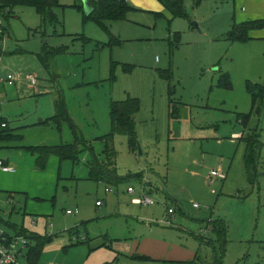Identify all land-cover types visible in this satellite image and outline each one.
Wrapping results in <instances>:
<instances>
[{
	"label": "rangeland",
	"instance_id": "obj_1",
	"mask_svg": "<svg viewBox=\"0 0 264 264\" xmlns=\"http://www.w3.org/2000/svg\"><path fill=\"white\" fill-rule=\"evenodd\" d=\"M182 4L181 15L129 10L123 20L104 21L108 32L72 5L54 8L55 19L26 6L0 18V32L2 26L7 32L1 38V80L8 73L17 78L14 83L35 75V86L56 92L96 155L104 147L96 138L110 131L109 103L139 100L136 148L123 135L112 139L123 179L114 185L57 181L54 216L42 232L56 235L36 264H182L200 247L190 234L214 238L208 225L214 219L228 225L223 264H264V107L254 112L262 142L254 184L245 177L243 142H230L244 128L238 113L249 112L246 82L264 81V41L227 37L241 12L232 0ZM44 45L46 65L36 54ZM57 48L64 51L54 53ZM226 75L230 88L220 85ZM7 103L0 97V109ZM88 158V151L79 155L77 170L87 168ZM219 165L228 177L209 183L208 171ZM142 194L154 203L131 202ZM69 209L78 213L68 215ZM116 240L131 247L114 253ZM175 246L181 256L166 257L163 251ZM156 248L163 254L148 253Z\"/></svg>",
	"mask_w": 264,
	"mask_h": 264
},
{
	"label": "crops",
	"instance_id": "obj_2",
	"mask_svg": "<svg viewBox=\"0 0 264 264\" xmlns=\"http://www.w3.org/2000/svg\"><path fill=\"white\" fill-rule=\"evenodd\" d=\"M124 1L133 7L132 10L146 15H156L157 17V15H163L162 13L167 11L159 0ZM58 3L59 6L55 8L59 9L73 4L77 5V0H58ZM232 3L236 4L238 8L241 9V12L235 15L236 18H238V23L250 21L252 19H264V0H232ZM14 8H12L13 12ZM247 34L252 40L264 41V27L250 29ZM38 56L39 54H37V57ZM27 76L25 78L26 81H20L19 83H14L17 81V78L14 77L15 79L11 84L7 82L6 78L3 81L0 78V97L8 102L4 106V111L3 108L0 109V133L4 136L0 138V161L4 166L8 165L12 167L11 170L6 171L0 168V211L2 212V214L0 213V226H2V228L4 227L3 229L6 231L10 230L11 233H15V229L23 227L27 231L37 235H43V227L49 226L48 222H50L54 216L53 205L57 196L55 194L56 186L58 185L57 181L71 178L73 181L77 182L79 180L88 179V167L86 166L87 168L77 170V168L80 167L75 166L73 162L68 159L60 161L59 158L53 154L47 158L44 169H39L37 167L35 163L37 154L31 153L29 148L67 144L71 143L74 138L67 122H61L59 129L52 121L46 125L40 124L41 121L51 118L52 115L57 113L56 105L59 99L55 97L56 92H51L52 90H50V92L49 90H42L39 84L35 86L37 82H35L34 85H30ZM4 83H6V85H4ZM8 104H11L10 107ZM248 111L251 112V100ZM254 112L252 114V117H254L250 123L251 126L247 127L248 123L246 127L243 126L242 132L237 131L233 133L232 136L237 134L241 136L246 132H251L253 129H256L258 141L261 142L259 140V130L257 127L258 114H255L257 115V117H255ZM29 114H32V119L26 118ZM1 124H4V126H1ZM232 136L230 137L231 140ZM240 136L236 140H230V142L234 143L237 140L239 141ZM242 146H244V148L240 151V154L243 158L246 144L243 142ZM260 151L261 149H259V159L256 164L257 174L261 171ZM97 156L100 159L103 158L102 154L98 153ZM217 168L222 170V166L220 167V165ZM257 168L259 169L257 170ZM243 169L245 173L244 158ZM222 171H224V169ZM224 172L226 173V171ZM227 177L228 174L226 178ZM245 177L247 180L246 173ZM159 244L163 246L164 243ZM154 245L157 247L156 243ZM45 247L46 245L44 248ZM129 247L131 246L121 244L120 240H116L113 243L114 253H116L115 251H117V249ZM178 248V246H175L169 252L163 251V253H165L166 257L178 258L181 256L178 253ZM156 249L155 253H151V251L148 253L153 255L163 254L159 250L160 248ZM203 252L204 255L209 254L206 247H204ZM23 259L25 260L24 257ZM179 262L181 261L178 260V263Z\"/></svg>",
	"mask_w": 264,
	"mask_h": 264
},
{
	"label": "trees",
	"instance_id": "obj_3",
	"mask_svg": "<svg viewBox=\"0 0 264 264\" xmlns=\"http://www.w3.org/2000/svg\"><path fill=\"white\" fill-rule=\"evenodd\" d=\"M92 12L89 15L83 14V19H90L97 22L101 28L108 32V28L104 21L110 20H123L127 11L132 10L130 6L124 0H88ZM162 5L170 12L171 15H181L183 13L182 0H159ZM17 5L28 6L35 8L40 17L50 16L55 19L53 9L59 6L58 0H0V18L4 17L8 19L13 12L14 7ZM72 6L82 9L80 5L73 4ZM264 27V19L250 20L241 23H234L232 28L228 31L227 37L235 41H247L249 40L248 32L250 29H259ZM6 32V27L2 26L0 36V56L4 53L1 44L2 37ZM62 48H57L54 53H62ZM44 65H46L47 56L49 52L47 46L44 45L41 52H38ZM226 88H230L231 84L226 75L225 83H220ZM246 92L250 96L251 100V112L238 113V121L242 126L246 127L249 123L253 112L260 114L261 107H264V81L263 82H246ZM57 113L40 124L46 125L51 121L54 122L59 129L61 122H67L70 131L73 134V141L67 144H58L51 146H36L29 148L30 152L37 154L35 163L39 169H44L46 160L49 156L56 155L60 161L70 160L73 164H78L79 155L83 151H88L89 158L85 161L88 167V179L99 183L100 181L107 184H117L123 178L117 174L115 155L116 150L112 145L113 136L116 134L123 135L127 139V145L134 150L136 148V130H134V115L139 110V100L133 97H127L125 100H112L108 106V115L110 116V131L107 134L98 136L96 140H100L103 143L102 156L100 159L95 153L91 141L84 138L81 132L77 129L76 125L72 122V119L67 115L65 105L61 102H57ZM4 136L0 133V138ZM242 142L246 144V150L244 152V167L247 180L249 184H254L256 173V164L258 161L259 149L261 142L258 141V133L256 129L251 132H246L240 136ZM139 175V174H137ZM130 177V176H128ZM213 231V239H205L203 237H197V235L190 234L192 237H196L199 240L200 247H206L209 255L205 256L200 252V247L195 251L194 259L182 264H223L225 257V250L228 242L227 225L225 221L221 219L209 220L208 224ZM15 228V227H14ZM16 235L25 236L28 241V245L23 253L27 264H36L40 258L44 246L52 241V235H37L33 232L27 231L23 227L15 229ZM206 257V258H205Z\"/></svg>",
	"mask_w": 264,
	"mask_h": 264
},
{
	"label": "built area",
	"instance_id": "obj_4",
	"mask_svg": "<svg viewBox=\"0 0 264 264\" xmlns=\"http://www.w3.org/2000/svg\"><path fill=\"white\" fill-rule=\"evenodd\" d=\"M14 76L12 74H7L6 80L9 84H11L14 81ZM27 80L30 85H34L36 82L35 76L28 75ZM1 126H4V124H1ZM240 135H233L232 140H236ZM0 168L3 171L11 170L12 167L8 165H3L0 161ZM208 181L209 183L213 182L215 179L219 181H223L227 174L220 170L219 168H212L208 171ZM109 189L105 188V191H108ZM126 192L133 193V188L130 186L126 189ZM131 202L134 204H140L143 206L151 205L154 203V200L149 195L142 194L141 196H136L131 198ZM100 201H96L95 205H99ZM196 206V204H194ZM78 210H66V214L69 213H77ZM167 212L169 214L173 213L174 211L171 209H168ZM28 245L27 238L23 235H16L11 234L9 232H6L4 229L0 227V264H21L20 260L23 259V253Z\"/></svg>",
	"mask_w": 264,
	"mask_h": 264
},
{
	"label": "water",
	"instance_id": "obj_5",
	"mask_svg": "<svg viewBox=\"0 0 264 264\" xmlns=\"http://www.w3.org/2000/svg\"><path fill=\"white\" fill-rule=\"evenodd\" d=\"M81 7L83 8V12L85 15H89L93 10V7H91L90 2L88 0H82Z\"/></svg>",
	"mask_w": 264,
	"mask_h": 264
}]
</instances>
